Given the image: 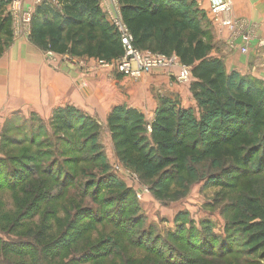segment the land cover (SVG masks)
Returning <instances> with one entry per match:
<instances>
[{"label":"rangeland","instance_id":"374dc122","mask_svg":"<svg viewBox=\"0 0 264 264\" xmlns=\"http://www.w3.org/2000/svg\"><path fill=\"white\" fill-rule=\"evenodd\" d=\"M99 1L109 22L115 26H117L115 21L122 22L119 0ZM4 2L7 5L5 10L11 15L14 35L11 39L2 38L4 44L0 50V67L5 64V71L0 72V161L3 160L10 169H15L14 165L9 163L11 160H18L23 164L18 168L21 171H25L26 166L40 169V173L34 176L38 181L46 179L41 171L43 169L49 168L54 173L61 170L68 171L76 178L68 189L62 191L57 182H49L48 187H50L46 189V194L61 195L56 202H51V207L59 210V217H64L73 202L76 204L83 202L79 207L80 210L72 213L71 229L74 226L79 228L80 225L83 228L88 227V224L96 218L105 221L84 230L80 239L75 231L70 230L69 243H74L68 245L66 252L60 255V250L52 248L48 257L46 247L36 238L41 229L43 214L33 220L23 218L19 222L20 214L16 205L17 200L24 196L21 194L23 188L15 191L7 188L0 190V264L7 260L20 264L38 262L40 264H127L129 261H134L135 264H155L154 256L149 254V248L155 249L156 253L163 251L164 260L169 259L171 264L180 263L182 256H184L182 262L185 263L191 257H198V252L190 249V246L194 244L198 246V243L204 245L197 237L191 239V231L198 233L208 227L206 234L214 238L213 241L218 237L230 240L235 230H243L247 224L252 223L244 218L239 222L244 224V227L238 229V225H235L230 232L227 229L235 219V214L242 215L241 210L246 206L244 200L247 192L250 191V187L243 188V184L247 181V179L244 181V173L236 170L231 163L228 165L211 161H191L184 172L174 168H170L168 172H157L149 166L132 161L128 155L121 152L115 145L107 124L112 111L107 113L108 117L105 121L102 120V109L98 111L96 106L97 103L103 104V101H106L102 95L109 94L110 91L105 88L106 86L111 88L110 80L112 81L114 77H109L107 73L104 78L99 75L86 78L88 73L85 72L87 71L85 68L103 70L97 60L56 55L35 44L30 38L35 9L25 7L21 0H4ZM17 2L21 5L16 4ZM188 2L192 4L203 25L211 26L214 31V21L205 1L189 0ZM28 17H31V23L25 27L22 22ZM21 40L27 42L29 49L32 48L40 57L38 60L34 59L32 68L43 72L33 74L27 69L25 72H20L22 58L16 59L19 56L14 53V48ZM46 70L61 72L66 76H70V72L74 70H80V73L69 81L71 87L78 91V98L86 108V111L83 109L82 111L88 116H93L100 124L101 134L98 140L90 143L86 140H78L73 133L61 130L57 126L55 112L68 105L57 106L49 99L47 92H52L46 87L45 81L51 79L49 77L51 75H47ZM115 79L117 81L119 78ZM192 81L191 78L188 83H182L184 87L179 86L182 87L179 92L189 98L186 99V104L182 105L179 98L173 100V104L175 109L191 110L199 118V104L192 92ZM182 84L178 83V85ZM27 85L31 86L27 88ZM67 89L68 87L65 86L64 91ZM147 122L151 123L149 120ZM79 143H87L89 148L80 151ZM24 153L27 155L21 158ZM39 155L49 156L46 159L43 156L39 159L37 157ZM78 158L87 162L92 160L93 163L78 165L68 163V161H77ZM114 182L120 184L118 188L112 186L104 194H99L98 191L104 184ZM3 185L4 183L0 181V188ZM90 186L92 189L87 191ZM83 193H87V196ZM94 197H98L99 200L94 201ZM125 208L132 212L118 218L116 211ZM43 209L42 212H46V209ZM118 222H122V226L118 229L120 232L135 227L134 231L139 235L132 233L131 238L126 236L122 240L115 239L112 232ZM248 236L241 231L237 236L239 239L236 245L242 246ZM179 238H184L183 242H180ZM28 243L31 246L26 251L23 247ZM218 243L220 242H216L215 248L218 247ZM139 245L142 249L137 248ZM8 248H10L9 254L6 253ZM24 253L27 255L20 256ZM102 253H109V259L98 258L96 261L86 262L88 259L84 258L86 255L98 256ZM248 257L250 261L255 259L252 255ZM235 259H239L240 262L246 261L243 257ZM199 264H228V262L204 260Z\"/></svg>","mask_w":264,"mask_h":264},{"label":"trees","instance_id":"16d2710c","mask_svg":"<svg viewBox=\"0 0 264 264\" xmlns=\"http://www.w3.org/2000/svg\"><path fill=\"white\" fill-rule=\"evenodd\" d=\"M188 1L119 0V6L122 22L133 39L134 49L169 58L176 57L180 64L191 70L192 92L199 104L200 117L197 118L191 110L175 109L174 102L167 100L157 110L151 123L138 110L126 106L115 108L109 114L108 128L121 152L132 161L149 166L154 171L168 172L174 168L184 172L191 161H211L228 165L231 163L236 170L244 173V181L247 179L243 184L244 189L250 187L244 200L246 206L241 210L242 215L235 214V219L227 229L230 232L235 225H238V229L244 227V224H239L244 218L252 223L247 224L243 230H235L230 240L218 237L213 241L214 238L206 234L208 227L198 233L191 231V239L197 237L204 244L189 247L198 252V257H191L183 263L182 256L180 263L173 264H199L204 260L226 261L228 264H264V90L256 88L248 79L229 75L224 62L211 57L215 49L214 31L211 26L203 25L190 3L192 1ZM6 6L4 0H0V50L4 44L2 38L11 39L14 35L11 15L5 10ZM35 12L30 38L43 49L56 55L103 62H114L124 56L121 33L117 26L109 22L99 0H45ZM55 117L57 126L73 133L78 140L90 143L100 137L99 122L77 107H62L55 112ZM148 127L152 130L150 134ZM87 143H79V150L89 148ZM26 155L24 153L20 157ZM42 156L46 159L49 155L37 157L41 159ZM76 160L68 163H93L92 160ZM9 163L15 169H10L3 160L0 161V181L4 183L0 190L7 188L15 191L23 188L21 194L24 196L17 200L16 205L20 214L19 222L23 218L33 220L43 214L41 229L36 238L46 247L47 255L54 247L60 250L59 255L66 252L68 245L74 243H69L70 230L75 231L80 239L84 230L105 221L96 218L87 228L80 225L79 228L74 226L71 229L72 213L80 210L83 202H73L66 210V215L59 217V210L51 207V202H56L61 195H48L46 189L50 187L49 182H57L64 191L74 184L75 176L64 170L54 173L48 168L41 170L46 179L38 181L34 176L40 173V169L26 166L25 171H21L18 168L23 164L18 160ZM117 184L106 183L98 192L104 194L112 186L118 188L120 184ZM90 189L91 186L87 191ZM83 195L87 196V193ZM98 200V197H94V201ZM43 208L46 212H42ZM131 212L125 208L117 210L116 214L120 218ZM120 226L122 222H118L112 232L115 239L122 240L126 236L131 238L132 233L139 235L134 231L135 227L120 232ZM241 231L249 236L238 247L237 236ZM179 239L183 242L184 238ZM218 241L220 243L215 248ZM26 245L23 248L28 251L31 245ZM137 248L142 249L140 245ZM154 250L149 248L155 264H171L169 259L164 260L163 251L156 253ZM6 253H10V248ZM26 255L24 253L20 256ZM249 255L255 256V259L248 260ZM109 256V253H102L98 256L86 255L84 258L88 259L86 262H92L98 258L109 259ZM238 257L246 261L235 259ZM133 262L127 264H135ZM3 264L20 263L7 260Z\"/></svg>","mask_w":264,"mask_h":264},{"label":"crops","instance_id":"0c3cea01","mask_svg":"<svg viewBox=\"0 0 264 264\" xmlns=\"http://www.w3.org/2000/svg\"><path fill=\"white\" fill-rule=\"evenodd\" d=\"M21 1L24 3L25 7H32L34 10L40 5V2L45 0ZM204 1L211 14L209 0ZM232 4L234 5L233 17L239 20L243 19L246 22L248 31L255 35V41L249 44V52L246 54L241 52L238 48L233 49L227 43L226 32L220 31L214 21L213 26L216 38L215 49L212 51L211 57L222 60L226 67V72L229 75H236L239 79H248L256 88L259 87L264 90V49L260 48L258 45L259 40H264V0H232ZM27 44V42L21 40L14 48V53L19 56L16 59L22 58V69L20 72H25L27 69L30 73L39 74V72L43 71H36L32 66H34V59L38 60L40 57L32 48L29 49ZM90 65L92 66V64ZM184 67L185 66L178 61V65L166 69L156 68L150 75L144 74L136 79L119 75L117 72L109 69L97 71L91 67L90 69L85 68L89 71L85 72L88 73L86 78H92L95 75L104 78L107 73L109 77H114H112V81L110 80L111 88L107 86L105 88L110 91L109 94L103 93L102 95V98L106 101H103V104L97 103L96 105L98 111L102 109V120H107V113L112 111V109L126 106L138 110L146 116L147 120L152 122L156 116L155 113L165 101H176V99L179 98L182 105H185L186 99H189L187 95L184 96L183 93L179 92V89H182L185 83L178 85L176 82L177 76L182 72ZM3 71H5V64H2V67H0V72ZM79 71L80 70H74V72H70V76L63 75L61 72L45 71L47 75H51L49 76L51 79L45 81L46 87L52 92H47L49 94V99L53 100L57 106L71 105L75 106V108L78 106L81 110L86 109L82 101L78 98V91L71 87L69 81L72 77L79 74ZM117 77L119 79L116 81L115 78ZM22 78H24L23 75ZM30 86L27 85V88ZM65 86L68 87L66 91H64ZM91 98L92 96L90 100Z\"/></svg>","mask_w":264,"mask_h":264},{"label":"built area","instance_id":"2783aa9c","mask_svg":"<svg viewBox=\"0 0 264 264\" xmlns=\"http://www.w3.org/2000/svg\"><path fill=\"white\" fill-rule=\"evenodd\" d=\"M16 4L21 5L20 2ZM211 6V15L213 21L220 29L227 34V43L233 49H239L243 53H248L249 44L255 41V35L248 31L246 22L233 17L232 0H209ZM122 21V19H121ZM24 26L31 23V17L24 18ZM121 33V39L125 47L124 56L114 62L98 61V65L103 70H113L119 75L129 76L132 78L141 77L144 74H150L156 68H166L178 65L176 57H164L158 54L144 53L136 48L134 49L133 39L123 22L115 21ZM259 47L264 49V40H259ZM191 80V70L184 67L182 72L177 76L176 82L188 83ZM148 130L152 132L151 128Z\"/></svg>","mask_w":264,"mask_h":264}]
</instances>
